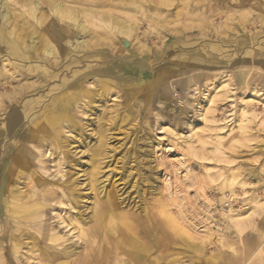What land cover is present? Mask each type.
Returning <instances> with one entry per match:
<instances>
[{
	"label": "bare ground",
	"instance_id": "6f19581e",
	"mask_svg": "<svg viewBox=\"0 0 264 264\" xmlns=\"http://www.w3.org/2000/svg\"><path fill=\"white\" fill-rule=\"evenodd\" d=\"M142 9L140 4L114 5L111 0H0V264H91L104 261L110 254L116 255L113 264H128L117 257L125 247L119 236L123 231L131 236L142 225L138 217L118 213L119 198L105 184L112 151L107 145V131L98 130L93 143L85 142L87 159L82 165L70 157L79 152L70 145L69 138L80 141L86 116L94 114L97 122L105 120L107 114L114 119L118 110L110 97L119 98L117 89L126 83L132 85L128 73L141 81L148 71L104 62L87 64L82 77L80 69L71 76L67 73L71 65L81 63L78 50L85 47L87 52L99 51L98 46H88V42H98L108 32L123 39H138L140 21L136 15ZM145 16L147 21L156 20L149 14ZM241 19L242 27L245 23L264 25V13L258 12L254 18L244 12ZM155 23L162 28L163 22ZM90 26L105 29V36L102 31L93 33ZM245 38L257 37L248 34ZM113 39L120 53L124 43ZM89 57L105 61L109 55ZM176 58L187 62L189 70H176L167 79L178 78L170 82L171 88L175 81L182 87L190 84L189 98L179 102L177 114L167 119L159 115L168 100L165 88L156 100V116L160 117L152 130L188 153L202 154L208 162L204 168L207 171L218 161L226 164L220 176L216 175L221 177L216 188L222 193L219 200L229 204L220 216L223 229L236 230L242 236L248 264L264 263V188L263 194H249L247 188L252 189L254 183L244 174L251 172L257 182L264 181V159L255 157L252 161L257 166L253 169L235 164L236 157H241L235 151L253 140V128L264 130V53L247 48L245 59L239 60L206 61L199 55L190 59V55L180 53ZM244 69L241 84L237 72ZM189 72L193 73L187 75ZM95 82H101L100 87L91 88ZM226 103L231 108L223 113ZM259 105L262 113L257 111ZM188 108L194 116L188 115ZM170 110L173 106L167 107V112ZM218 112L223 119L216 116ZM260 148L264 150V142L252 149ZM237 199L242 200V206L235 208L233 201ZM86 209L89 216H84ZM150 243L156 246L157 242L154 239ZM82 245L81 256L75 259L76 248ZM131 247L137 250L131 254L132 263H144L141 257L147 250L142 242L133 241ZM213 256L211 252L206 259L210 261ZM152 258L150 263H193L184 257Z\"/></svg>",
	"mask_w": 264,
	"mask_h": 264
},
{
	"label": "rangeland",
	"instance_id": "374dc122",
	"mask_svg": "<svg viewBox=\"0 0 264 264\" xmlns=\"http://www.w3.org/2000/svg\"><path fill=\"white\" fill-rule=\"evenodd\" d=\"M195 1L197 3H194ZM111 2L114 5L140 4L142 10H145L136 15L140 21L139 32H137L139 41L133 36L123 39L118 34L108 32L107 36L101 38L100 41L88 42V46H98L99 51L87 52L85 47L78 50V59L81 60V63L71 65L68 68L67 76H71L74 70L80 69L82 77L85 74L84 69L88 65H100L104 62L124 63L128 68L144 67L143 69L148 71L141 81H138L134 74L128 73L127 76H129L128 79L132 85L130 83L126 85V83L119 87L117 89L119 98L113 100L110 97V103H115L118 110L114 119L108 118L107 114L105 120L97 122L94 119V114L86 116L83 119V122H86V127L81 131L80 141H74V137L69 138L70 145L79 152L76 156L70 154V157L78 160L82 165L87 159L86 153L83 152L87 148L84 145L85 142L93 143L98 130L107 131V145L112 147V151L109 156V171L105 184L107 189L112 190L119 198L118 213L126 214L129 217H138L142 225L131 236L124 231L122 235L118 233L125 247L118 251L117 257L125 259L128 264H133L131 254L137 250L131 246L133 241L139 240L147 250L141 257V261L144 262L141 264H158L150 263L154 255H158L162 259L165 257L170 259L189 258L193 261L192 264H248L249 260L246 261L243 251L242 236H239L236 230L231 229V232L224 230L223 217H220L223 216L224 209L229 207V204H224L219 200L222 193L216 189L220 183L218 181H221V177L217 176H220L227 168L226 164L218 161L212 167L216 166V169H212L209 165L207 171L204 168L208 162L203 160L202 154H191L184 151L175 142L168 141L166 136H163L164 138L156 136L152 128L156 124L157 117L166 116L167 119H172L173 114H177L179 111V102L189 98L187 92L190 84L182 87L181 83L175 81L174 87L171 88L170 82L178 78L167 79L170 74L176 73V70H189L187 62L176 58L179 53L190 55V59L193 55H199L206 61H225L231 58L239 60L244 58L247 48H255L256 52L264 53V25L258 23L256 26H250L245 23L244 27L241 26L244 12L254 18H256V13H264V0H158L157 2L154 0H111ZM144 13L163 22L162 28L156 27V20L147 21L144 18ZM90 29L95 34H99V32H103V36L106 34V30L98 26H90ZM143 32H145L144 35ZM248 34H253L257 38L249 40L245 38V35ZM111 38H114L113 40L121 39L124 43L121 44L122 51L120 53L116 50L117 45L112 44ZM132 51L135 53L132 54ZM92 54H108L109 57L104 61V59L89 57ZM242 71L245 72V69L237 72L241 84L244 82ZM192 73L189 72L187 75ZM84 84L86 85V82ZM100 85L101 82H95L91 88L100 87ZM165 88H167L168 100L163 111L159 112L160 116H156L159 111L156 108V100ZM241 89L240 87L238 91L241 92ZM224 105L223 113H227L231 106L227 103ZM168 106H173V110L167 112ZM219 106L222 107V105ZM258 107L257 111L262 113V105ZM97 109L95 107V111ZM187 110L189 116H194L193 110L189 108ZM89 113L90 111H88ZM216 116L220 119L224 118V115L219 112ZM253 130L255 131L251 132L253 140L245 143L242 146H245L244 148L240 147L235 151L236 154H239L238 156H241L236 157L235 164L241 166L243 164L249 169L257 166V163L252 161L255 157L258 160L264 159L263 149L260 148L259 151L252 149L255 145H261L264 142V130L257 127H254ZM238 161L239 163H237ZM244 174L246 179L248 178L247 180L254 183L252 189L251 187L247 188L249 194H252V191L258 195L263 194L264 181L257 182L251 172ZM233 205L235 208L242 206V200L233 201ZM89 215L90 213L86 209L84 216ZM182 230L185 231V234ZM186 235L187 238H190L187 239ZM154 239L157 242L156 246L150 243V240ZM243 239L246 243L247 236H244ZM82 249L83 245L76 248L75 259L81 256ZM39 251L41 250L39 249L37 252L39 253ZM211 252L214 256L212 260L208 261L206 257ZM115 256L110 254L104 258V261L91 264H113Z\"/></svg>",
	"mask_w": 264,
	"mask_h": 264
}]
</instances>
